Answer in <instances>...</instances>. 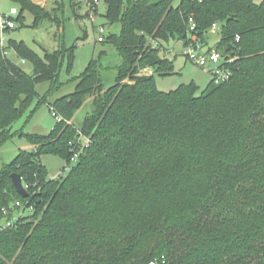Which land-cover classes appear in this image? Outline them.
I'll use <instances>...</instances> for the list:
<instances>
[{"label": "trees", "instance_id": "obj_1", "mask_svg": "<svg viewBox=\"0 0 264 264\" xmlns=\"http://www.w3.org/2000/svg\"><path fill=\"white\" fill-rule=\"evenodd\" d=\"M10 1L22 24L26 11L33 27L56 19L31 0ZM104 2L106 24L121 27L107 38L122 58L116 82L104 84V52L93 58L75 92L50 104L61 121L47 135L26 134L33 151L0 171V264H264V2ZM191 17L206 44L219 25L216 47L233 59L232 76L203 91L191 83L162 92L156 76L174 73L164 44L186 47ZM10 48L34 72L0 50V146L36 86L56 88L65 60L71 68L75 59L73 48L43 57L23 42ZM148 68L153 74L142 75ZM87 97L93 110L76 127ZM47 154L62 157L68 174L49 179ZM14 173L28 198L17 193Z\"/></svg>", "mask_w": 264, "mask_h": 264}, {"label": "rangeland", "instance_id": "obj_2", "mask_svg": "<svg viewBox=\"0 0 264 264\" xmlns=\"http://www.w3.org/2000/svg\"><path fill=\"white\" fill-rule=\"evenodd\" d=\"M31 1L50 12L51 16L56 19H47L39 26L33 27L35 19L31 13L27 11L23 13V24L18 20L19 15H17L15 17L16 29L5 31L3 34L5 37L4 44L9 50L8 58L10 61L27 74L34 72L33 63L30 60L22 59L16 51L10 48L11 41L23 42L41 57L44 56L45 52L73 48L75 59L71 68H69L68 60H65L59 74V85L56 88L51 82L40 83L36 86L37 95L21 117L13 124L10 139L0 146V171L6 164H10L20 151H33V146L25 137L26 134L47 135L54 129L58 120L52 115L50 104L75 92L77 78L85 72L93 58L98 59L100 54L104 52L101 59V74L106 87L115 84L118 75L117 68L122 62L118 50L107 42L110 34H120L121 27L119 24H106L104 15L107 6L104 0L99 2L97 12L93 11V8L90 9L92 0ZM255 2L260 4L264 0H255ZM14 7L19 12L21 11V8L10 0H0V12L8 13ZM54 9L57 10L54 11ZM92 17L95 18L93 22ZM99 26L105 27L104 42L98 41ZM219 39L218 30L215 34L209 32L208 40L211 45H216ZM148 42L153 46L156 45L150 39ZM164 45L168 49L165 56L174 63V73L169 76L157 75V88L162 92H171L182 85L195 83L201 91L205 90L212 80L209 70L200 68L192 62L185 55L187 47L181 42L171 41ZM148 70L153 71L152 68H148ZM141 74L147 75V71H142ZM92 110L93 98L87 97L84 105L76 112L72 123L76 127L82 126L84 119ZM81 143L86 145V138H82ZM41 162L47 169L49 179H57L60 175L68 174V169L64 171L67 162L59 155H43ZM75 163H71L69 167ZM28 212V210H22V214L27 215Z\"/></svg>", "mask_w": 264, "mask_h": 264}, {"label": "built area", "instance_id": "obj_3", "mask_svg": "<svg viewBox=\"0 0 264 264\" xmlns=\"http://www.w3.org/2000/svg\"><path fill=\"white\" fill-rule=\"evenodd\" d=\"M100 1L101 0H92L90 3V9L93 8V11H95ZM203 1L205 0H199V2ZM17 15H19V10L15 7L12 8L8 13L0 12V50L4 57H8L9 50L4 44L5 37L3 34L5 31L16 29L15 17ZM91 20L93 22L95 21V18L92 17ZM195 30L196 23L193 17H191L189 19L188 45L186 46L187 48L185 55L198 67L209 70V72L211 73L212 80L215 84H221L223 82L228 81L232 76V71L226 66V64L231 63L233 59H230L228 56H226L225 52L223 50L218 49L216 45L213 46L209 43L206 44L205 42H203V40L200 39L194 33ZM217 30L219 31V25L216 23L211 28L210 33L215 34ZM98 31L100 33V35L98 36V41L104 42L105 38L103 34L105 32V27L99 26ZM237 40H239V38H237ZM143 71H147V75L153 74V71H149L148 69H145ZM52 115L58 121H61V118L57 116L54 112H52ZM78 155V153L74 155L71 160L72 163L77 161ZM67 169L69 171L70 168L67 167ZM16 206L22 207L20 202H16ZM4 214L8 215V211L6 209L4 210ZM15 219L16 218L12 220H6L5 222H3V226L7 227L12 225Z\"/></svg>", "mask_w": 264, "mask_h": 264}, {"label": "water", "instance_id": "obj_4", "mask_svg": "<svg viewBox=\"0 0 264 264\" xmlns=\"http://www.w3.org/2000/svg\"><path fill=\"white\" fill-rule=\"evenodd\" d=\"M11 178L17 193L23 198H28L29 193L24 186L22 177L19 174L14 173L11 175Z\"/></svg>", "mask_w": 264, "mask_h": 264}]
</instances>
